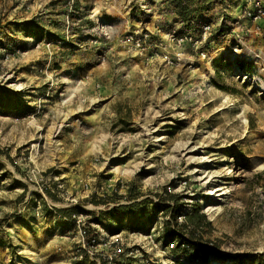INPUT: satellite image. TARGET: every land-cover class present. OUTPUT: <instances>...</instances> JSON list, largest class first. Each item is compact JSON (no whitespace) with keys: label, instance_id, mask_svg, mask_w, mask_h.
Wrapping results in <instances>:
<instances>
[{"label":"rangeland","instance_id":"rangeland-1","mask_svg":"<svg viewBox=\"0 0 264 264\" xmlns=\"http://www.w3.org/2000/svg\"><path fill=\"white\" fill-rule=\"evenodd\" d=\"M179 3L213 25L205 58L186 44L165 59ZM244 4L0 0V264H94L73 259L52 208L148 234L177 214L169 193L200 210L204 250L177 264H264V37ZM146 32L143 48L125 42Z\"/></svg>","mask_w":264,"mask_h":264},{"label":"built area","instance_id":"built-area-1","mask_svg":"<svg viewBox=\"0 0 264 264\" xmlns=\"http://www.w3.org/2000/svg\"><path fill=\"white\" fill-rule=\"evenodd\" d=\"M243 16L255 24L257 33L264 37V0H245ZM213 25L205 23L197 31H184L182 34L170 33V38L177 46L174 57L165 59L173 62L174 59L185 58L184 45L191 44L198 51V57H206V48L200 47L212 35ZM150 34L136 33L129 35L125 42H129L134 48L145 46ZM189 61L191 57H188ZM168 190L171 191L170 187ZM107 194L102 195L105 197ZM113 195V194H109ZM55 215L69 227L68 233H75L76 251L74 260L87 261L94 264H177V255L190 250L201 251V244L191 248L184 238L188 237L187 216L188 209L181 207L173 219L170 214L158 218L146 234L141 230L127 232L121 229L117 232L109 230L96 220H91L88 209L82 206L70 214H62L52 208ZM90 212V211H89ZM98 215V212H97ZM169 221V223H168ZM169 225L172 233L171 240L166 244L165 229ZM184 225V227H183ZM159 238V240H158ZM167 239V238H166Z\"/></svg>","mask_w":264,"mask_h":264},{"label":"trees","instance_id":"trees-1","mask_svg":"<svg viewBox=\"0 0 264 264\" xmlns=\"http://www.w3.org/2000/svg\"><path fill=\"white\" fill-rule=\"evenodd\" d=\"M177 10H178L177 15H178L179 21L182 24V28L179 31H182V32L183 31H191V30L197 31L200 28L202 23H199L198 20H196L194 17H192L194 11L191 9L190 6L179 3ZM169 195L171 198L170 200L168 198L164 199L163 197H160V200L163 201V203L165 204L166 207L171 208L173 213H178V211L181 209V205L178 203V201L181 199V197L179 195H176V194H170L169 193ZM107 198H109L110 200H114L112 195H107L105 197H98L94 202H95V204L108 203V202H110V200H107ZM118 198L119 199L120 198H126L127 199L128 194L124 195V196H119ZM118 206H121V204ZM71 211H72V208H68V209H62L59 212L62 214H69V213H71ZM199 216H200V210H199V206H197V207H195V210L187 216V218H188L187 224L190 221L192 222L193 220L198 219ZM95 220H97L98 222L100 221V219H95ZM187 224H186V226H187ZM196 226H197L196 221H195V223L192 222V226L188 227V237L184 238L191 248H194L199 244V241L194 239V237L198 235L195 231V228H197ZM183 227H184V225H183ZM166 228L169 229V225H167ZM169 236L171 237L172 235H169Z\"/></svg>","mask_w":264,"mask_h":264},{"label":"bare ground","instance_id":"bare-ground-1","mask_svg":"<svg viewBox=\"0 0 264 264\" xmlns=\"http://www.w3.org/2000/svg\"><path fill=\"white\" fill-rule=\"evenodd\" d=\"M158 139H160V138H157V140ZM116 169H118L119 170V168L118 167H116V166H114L113 167V170H116ZM121 170V169H120ZM225 187H213L212 189H211V191H210V193H217L216 195H221V194H224V193H226V192H228L229 190H226V191H223V189H224ZM216 209V207L215 206H210L209 207V211L210 212H213L214 210Z\"/></svg>","mask_w":264,"mask_h":264}]
</instances>
